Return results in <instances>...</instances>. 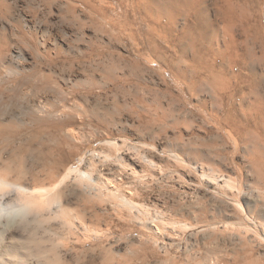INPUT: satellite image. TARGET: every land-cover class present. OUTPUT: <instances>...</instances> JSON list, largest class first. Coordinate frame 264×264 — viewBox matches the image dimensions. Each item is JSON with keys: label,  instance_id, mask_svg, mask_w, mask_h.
Returning a JSON list of instances; mask_svg holds the SVG:
<instances>
[{"label": "bare ground", "instance_id": "1", "mask_svg": "<svg viewBox=\"0 0 264 264\" xmlns=\"http://www.w3.org/2000/svg\"><path fill=\"white\" fill-rule=\"evenodd\" d=\"M27 3L0 0V96L49 91L56 80L37 68L39 60L79 84L49 107L68 120L41 125L31 115L29 137L0 152V181L24 188L19 195L34 213L31 248L19 231L0 228V264H264V0H32L38 14L57 8L91 29L79 58L62 62L75 51L65 38L73 30L56 38ZM212 15L219 26L210 34ZM154 69L183 84L180 95L151 101ZM87 87L95 103L76 97ZM183 90L210 97L195 107L215 135L197 125ZM109 94L107 105L98 103ZM49 97L30 98L31 112L46 110ZM209 107L216 111L208 118ZM126 112L135 118L130 137L117 129ZM12 114L0 118L1 142L24 137ZM225 135L235 138L231 153L244 150L245 177L234 179L215 162L228 152ZM17 152L40 154L29 167L25 157L14 162ZM168 176L197 196L204 191L217 210L196 197V222L187 224L151 208L148 189ZM117 221L140 237L108 238Z\"/></svg>", "mask_w": 264, "mask_h": 264}, {"label": "rangeland", "instance_id": "2", "mask_svg": "<svg viewBox=\"0 0 264 264\" xmlns=\"http://www.w3.org/2000/svg\"><path fill=\"white\" fill-rule=\"evenodd\" d=\"M24 1H26V3L28 2L27 3L28 5L26 7L27 12L31 16H34L35 20L38 23H41V24H43V26H46L49 29L53 30L56 33V38H57L58 35L65 34L64 32L68 31L69 29L73 30L72 32H70V34H72V35L70 37L66 36L65 38H67L66 40H69L67 43L70 44V47L74 48L75 51L73 50V53H67V54L62 55L61 57L58 58V59H60L58 61H60V62L66 61V60L74 61L75 59H78L79 56H80V54L78 55V53H80L79 50L83 49L85 47L83 45H86L87 42L89 41L88 37L92 34L91 33V29H89V28L84 29L82 26H80V24H78L77 22L73 21V19L70 16H67L68 18L66 16H59L60 14L61 15H64V14L58 12L57 8L55 9V8L52 7V9L50 10L51 12H49V13L40 12L38 14L37 12H35V10H33L34 8H32V6L30 5L32 0H24ZM214 2H215V0H209V3L207 5H209V4L211 5ZM120 10L124 11V9H120ZM50 13H52V14H50ZM182 13H184V11H182L181 14ZM181 17L184 18L185 16L183 15ZM215 17L216 16H214V15L211 16V18H210L211 24L207 27V30L210 29L209 30L210 34H211V32H214L216 30V28L219 26V24H218L219 22H218L217 19H215ZM188 21L190 22L191 18H189ZM74 26L77 27V28H75ZM78 26H79V28H78ZM76 29H78V30H76ZM85 34L87 35V37H85ZM48 46H49V43H48ZM71 54H72V56H71ZM73 55H75V57ZM76 56H77V58H76ZM36 66H37V68L39 70H42V73H46V74H49V75L52 74V77H53L52 79L53 80L55 79L56 81L53 82L52 88L48 89L49 91L40 89L37 92V90H35L36 92L32 91L31 96H29L28 98L27 97L26 98L16 97V96H14V93L11 92L10 90H7L3 95L0 96V101H1V103H0V107H1L0 108V115H1V117L0 118L2 120L4 119V117H5V119L9 118L11 116V114L14 113V115L13 114L12 115L15 118L14 120H15V124H16V129L17 128H18V130L20 129L19 131L17 130V132H20L22 134V136H24V137H22V141L21 140H17V141H15L16 143L15 142H9L8 139L3 140V142L0 141V146H1L0 147V152H1V154L9 153V150L11 149L10 150V152H11L13 148L17 149L19 142H20V144H23V141H25L24 138H28L29 137L30 132H31L30 130L32 128V124L30 123L31 119L29 120L27 118H31V115H32V117L36 116L37 119L40 120V121L39 120L38 121H39V123L41 122L40 123L41 125L47 123V121L50 123V120H52V122H54V121H56V122H64V121L69 119V116L63 117L62 115H60V117H59L57 115L50 114L49 107L51 106V104L53 105V103H55V104L60 103V101L65 96L67 97L68 93L74 91L76 89L77 85L79 84L78 78H75L72 73L71 74H69L68 72L60 73V69H57V67L54 66V64L50 63V61H46V60L41 61V60H39L38 64H36ZM53 72H55V73H53ZM151 73L152 74L149 75L151 77V79L150 80L148 79V81H150L149 84L151 83L150 86L153 89V92L150 95V99L153 102L159 100V101H162L164 103H167L170 100V97H171L169 93H172L173 95H175V94L176 95H180L181 89H184L183 84L178 83L169 74H166V72H163L162 70L154 69V70L151 71ZM152 75H153V77H152ZM71 78H72V80H71ZM146 78H148V77L146 76ZM152 79H153V81H151ZM87 91L88 92L81 93L82 92V89H81L80 92H79L80 94H78L76 97H78L80 100H82L83 97H85V96L88 97L89 95H86V94L89 93V88L88 87H87ZM182 93L184 94V96L187 99L186 101L188 103V107L191 108L192 112L197 113V116H196V119L198 120V121H196L197 125L202 127V129L205 128V129H209V130L213 127L211 129V131L215 135V133L218 132L217 128L214 127V126H209L207 123L205 125L204 121H203L204 117H203L202 113L195 107V105L198 104L202 100L210 101V97L207 96V94H205V93L202 94L199 97L198 96L193 97L189 93H187L186 90H183ZM5 94H6V96H5ZM9 94H11L10 97H8ZM47 95L50 96L49 98H51V100L47 103L46 110H41L40 109L42 111L40 113H39V111L38 112L37 111H32L31 112L32 109L29 108V105L31 104L30 103V98H34V97L36 98L37 96L38 97L39 96L40 97H45ZM100 95H102V94H100ZM91 96L92 95H90L89 96L90 98L89 97L88 98L92 102L94 100L93 103H95L97 100L95 101V99H93ZM109 96H110V94H109ZM86 97H85V99L89 100ZM168 98H169V100H168ZM2 100H4V102ZM98 100H99L98 103H102V104L107 105V102H108L107 100L111 101L112 100V96H110L109 98L107 96L106 97L101 96V97L98 98ZM176 104H178V103H176ZM155 108L156 107H154V109ZM29 109H30V111H29ZM212 110L216 111V109H212V108L209 107L208 112L207 111L204 112L206 117L209 118V114L208 113L213 112ZM35 112H37V114ZM33 113H34V115H33ZM128 113L129 112H126L124 114V116L122 117L123 118L122 122L119 123V126L117 125L118 126L117 129H118V132L120 131L119 132L120 135L130 137L136 126H133V121L135 119L134 116H132V115H130V113L129 114ZM15 114L16 115L18 114V116H16ZM5 115H7V116H5ZM38 116H40V117L38 118ZM128 116H132L131 120H130V118ZM41 119H42V121H41ZM73 119H74L73 122L77 126H79L80 125V120L76 116H74ZM16 122H18V123H16ZM75 124H72V125H75ZM19 125H20V127H19ZM206 127H208V128H206ZM185 129L186 128L184 127L183 131L185 132V134H187ZM25 133L28 134V137H27V135H25ZM200 134L205 136V134L203 132H200ZM167 135L171 136V135H173V133L168 131V133L166 135L163 134L161 138L164 139V138H166L165 136H167ZM44 136H47V135H44ZM44 136L42 135V139H44L43 138ZM234 139L235 138L233 136L231 138L230 137L228 138V136L225 135L224 141H225V146L228 149V152L225 154L226 155L225 157L222 156L220 158H216V159L214 158V159H215L216 164L219 167H221L225 171L228 170L227 172H229V174L235 179L237 177L240 178L241 173L244 174V177L246 176V170H247V167H248V162L244 158V153H243L244 150L243 149L237 151V153L236 152L235 153H231V151H232L231 150L232 149L231 145H232ZM222 140H223V138H222ZM3 143H5L6 145L3 144ZM38 143H42V142L39 141ZM11 144H13V145H11ZM9 145L11 146V148H10ZM74 145L75 146L72 147L73 151H72V148H66L65 155H66V153H67V155L66 156L64 155L63 159L69 160V158H71V156H73L76 153L77 148L79 146H81V143L79 142V144H78L76 142V143H74ZM8 146H9V148H7V149H9V150L6 149V147H8ZM225 146H223V147H225ZM69 149H71V151H69ZM68 151H69V154H68ZM12 154H13V159H16L14 161L16 164L18 163L20 165L21 161L23 163L24 159L21 160V158L25 157V159L28 160V161L25 160L26 166L30 167L31 165L33 166L35 164V162L37 163L38 159L36 157L39 156L40 153L37 152L38 155L35 153L36 156H35V154L33 152H29L28 156H27V152L23 153L24 156L21 153L18 154V152H17L18 155L16 153H12ZM32 154H34L33 158L30 157V155L32 156ZM65 157H67V158H65ZM19 160H20V163H19ZM29 161L30 162L33 161V162L30 163ZM25 162H24V165H25ZM174 178L175 177H169L168 176V177H165V179L157 180L153 185H151V187L148 189V191L146 193V199H145V202L149 201L148 203H149V205H151V208L154 207V209L156 208V209H158L160 211L163 210L165 215H167L169 217L171 216L174 219H179L180 221H183V222H185L187 224L188 223L191 224V223H195L196 222L195 216L197 214H195V208L198 205V198H196V197H199V199H201L204 202L210 204L212 207H214V208L216 207V204H215V202L213 201L212 198H210L207 195H205V197H204V193H205L204 191H201L200 192L201 194H199V196H197V194L192 192L190 189H187V188H183L182 189V188L176 186L175 182H173ZM172 186H173V188H172ZM188 187H190V186H188ZM164 189H165V191H164ZM191 200H193L192 203H189V201H191ZM211 202H213V203H211ZM152 205H154V206H152ZM215 210H217V207L215 208ZM116 223H117V226L112 230V232L109 235L110 237H108V238H139L140 237V236L138 237V234L135 231H134V233L133 232H129L128 227L126 225H125L126 226L125 227L124 224L118 223V221ZM35 232H37V231L35 230ZM214 236L212 235L213 238H214ZM227 237L228 236H222V235L215 236V238H227ZM154 238H157V237H154ZM193 238H211V237H207V236L206 237H204V236H202V237L199 236L198 237L197 236V237H193Z\"/></svg>", "mask_w": 264, "mask_h": 264}, {"label": "clouds", "instance_id": "3", "mask_svg": "<svg viewBox=\"0 0 264 264\" xmlns=\"http://www.w3.org/2000/svg\"><path fill=\"white\" fill-rule=\"evenodd\" d=\"M24 188L0 181V228L8 231H19L24 238L21 243L31 248L30 217L33 210L20 197ZM15 194V196H13Z\"/></svg>", "mask_w": 264, "mask_h": 264}]
</instances>
